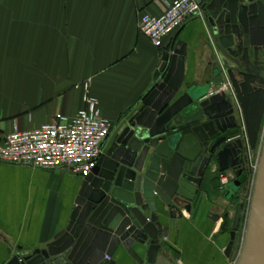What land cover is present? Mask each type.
<instances>
[{"label":"water","instance_id":"obj_1","mask_svg":"<svg viewBox=\"0 0 264 264\" xmlns=\"http://www.w3.org/2000/svg\"><path fill=\"white\" fill-rule=\"evenodd\" d=\"M202 4L217 46L213 70L229 87L186 86L183 51L166 50L155 88L118 123L110 147L84 178L67 227L45 248L9 264H115L117 253L138 264H178L168 242L172 230L203 207L206 176L215 181L216 170H235L239 154L256 149L264 117V0ZM239 127L243 140L229 139ZM240 185H219L228 201L236 199L228 258L243 219ZM237 264H264V140Z\"/></svg>","mask_w":264,"mask_h":264},{"label":"crops","instance_id":"obj_2","mask_svg":"<svg viewBox=\"0 0 264 264\" xmlns=\"http://www.w3.org/2000/svg\"><path fill=\"white\" fill-rule=\"evenodd\" d=\"M167 1L0 0V140L39 129L58 113L76 116L85 106L86 85L101 115L118 124L155 88L163 53L172 47L184 53L186 86L219 83L217 46L205 18L188 21L163 48L139 33L141 14L159 16ZM83 183L66 168L0 162V264L52 243L69 224ZM218 186L206 176L203 207L195 206L172 230L168 242L178 264H231L225 255L230 235L221 228L234 208ZM112 259L138 264L120 253Z\"/></svg>","mask_w":264,"mask_h":264},{"label":"built area","instance_id":"obj_3","mask_svg":"<svg viewBox=\"0 0 264 264\" xmlns=\"http://www.w3.org/2000/svg\"><path fill=\"white\" fill-rule=\"evenodd\" d=\"M203 0H172L165 2V10L159 15L142 13L137 27L156 48H163L166 40L179 31L188 21L204 17ZM85 106L76 116L58 113L51 122L31 131H13L0 140V162L37 169L66 168L83 178L88 177L105 151V143L118 124L101 115L99 102L89 95L85 86ZM229 82L221 90H226ZM264 139V126L263 136ZM263 141V140H262ZM261 149V148H260ZM260 152V150H259ZM259 153L253 164V176L249 185L247 208L243 212L245 223L243 241L252 203L258 170ZM228 178L221 176L222 183ZM243 244V242H242ZM242 251L236 255L237 264Z\"/></svg>","mask_w":264,"mask_h":264},{"label":"flooded vegetation","instance_id":"obj_4","mask_svg":"<svg viewBox=\"0 0 264 264\" xmlns=\"http://www.w3.org/2000/svg\"><path fill=\"white\" fill-rule=\"evenodd\" d=\"M217 78H220L217 76ZM264 122V117L263 121ZM242 126V124H241ZM242 127L233 129L229 132L228 138L229 139H242L244 136L242 135ZM255 149H249L246 153L239 154V164L235 170H229L226 172L219 173L217 171V175L226 176L228 178L227 184H233L239 181L241 183L240 187L238 188V193L245 194L248 191L250 181H251V169H250V155ZM215 169H219L215 167ZM218 177V176H217ZM244 196V195H243Z\"/></svg>","mask_w":264,"mask_h":264},{"label":"rangeland","instance_id":"obj_5","mask_svg":"<svg viewBox=\"0 0 264 264\" xmlns=\"http://www.w3.org/2000/svg\"><path fill=\"white\" fill-rule=\"evenodd\" d=\"M219 80H220V82L219 83H217L216 85H214L215 87L213 88V90L214 91H216V90H221L222 88H223V85L224 84H227L228 82H227V79H221V78H218ZM212 90V91H213ZM263 126H264V122L262 123V127H261V131H260V135H259V140H258V144H257V147H256V149L251 153V155H250V169H251V177L253 176V169H252V167H253V164L255 163V159H256V157H257V155H258V153H259V150H260V148H261V145H262V143H263ZM220 173V172H219ZM218 177H217V180H218V183H219V185H221V183H222V181H221V175H217ZM223 184V183H222ZM219 187V189L220 190H222L221 189V187L220 186H218ZM249 188H248V191H247V193H245L244 194V196L243 197H240V199H239V201H242L243 203H244V211L243 212H246V208H247V202H246V199H247V197L249 196ZM225 192V191H224ZM235 201H236V199L233 201V202H231L232 203V208H234L235 207V205H236V203H235ZM228 213V212H227ZM224 217V220H225V218H228V216H226V214H225V216H223ZM229 221H230V219H229ZM231 223H232V221H231ZM244 223H245V218H244V214H243V219H242V224H241V227H240V230H239V233H238V236H237V242H236V246H235V249H234V251H233V254L231 255V264H234L235 263V260H236V255H238V253H239V251H240V249H241V245H242V242H243V234H244V227H243V225H244ZM230 229H231V227H230Z\"/></svg>","mask_w":264,"mask_h":264},{"label":"trees","instance_id":"obj_6","mask_svg":"<svg viewBox=\"0 0 264 264\" xmlns=\"http://www.w3.org/2000/svg\"><path fill=\"white\" fill-rule=\"evenodd\" d=\"M231 227V221H229L228 218H225L223 224H222V231L223 232H229Z\"/></svg>","mask_w":264,"mask_h":264},{"label":"bare ground","instance_id":"obj_7","mask_svg":"<svg viewBox=\"0 0 264 264\" xmlns=\"http://www.w3.org/2000/svg\"><path fill=\"white\" fill-rule=\"evenodd\" d=\"M264 140V139H263ZM261 150H262V145H261V149H260V152H259V157H258V161H260V156H261ZM214 169H215V167H214ZM215 173H217V170H216V172ZM227 183H224L223 185H226ZM247 228V227H246ZM246 233V232H245ZM244 238H245V236H244ZM243 244H244V241H243ZM243 244H242V249H243ZM241 253H242V251H241Z\"/></svg>","mask_w":264,"mask_h":264}]
</instances>
